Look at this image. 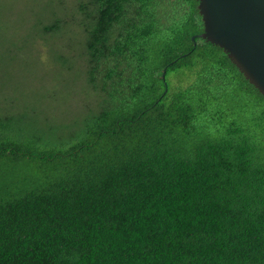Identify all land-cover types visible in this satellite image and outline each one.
Listing matches in <instances>:
<instances>
[{
    "label": "trees",
    "instance_id": "obj_1",
    "mask_svg": "<svg viewBox=\"0 0 264 264\" xmlns=\"http://www.w3.org/2000/svg\"><path fill=\"white\" fill-rule=\"evenodd\" d=\"M198 4L77 0L95 97L0 106V264H264V95Z\"/></svg>",
    "mask_w": 264,
    "mask_h": 264
},
{
    "label": "rangeland",
    "instance_id": "obj_2",
    "mask_svg": "<svg viewBox=\"0 0 264 264\" xmlns=\"http://www.w3.org/2000/svg\"><path fill=\"white\" fill-rule=\"evenodd\" d=\"M76 3L77 0H0L1 45L5 47L0 52V106L9 98L20 110L65 117L70 108L80 109L95 97L83 73L84 62L77 58L81 48L67 42L78 38L74 35L80 29L81 18ZM54 11L65 22L64 29L69 27L63 36L40 31L44 24L52 23ZM34 22L32 34L29 24ZM181 73L184 76L170 73L169 83L191 78L187 71Z\"/></svg>",
    "mask_w": 264,
    "mask_h": 264
},
{
    "label": "water",
    "instance_id": "obj_3",
    "mask_svg": "<svg viewBox=\"0 0 264 264\" xmlns=\"http://www.w3.org/2000/svg\"><path fill=\"white\" fill-rule=\"evenodd\" d=\"M197 1L204 25L198 38L222 48L264 95V0Z\"/></svg>",
    "mask_w": 264,
    "mask_h": 264
}]
</instances>
